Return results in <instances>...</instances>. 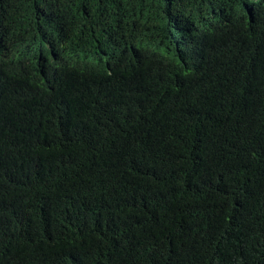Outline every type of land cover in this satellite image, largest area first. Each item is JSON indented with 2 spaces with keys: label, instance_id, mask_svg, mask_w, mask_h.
<instances>
[{
  "label": "trees",
  "instance_id": "obj_1",
  "mask_svg": "<svg viewBox=\"0 0 264 264\" xmlns=\"http://www.w3.org/2000/svg\"><path fill=\"white\" fill-rule=\"evenodd\" d=\"M0 264H264V0H0Z\"/></svg>",
  "mask_w": 264,
  "mask_h": 264
}]
</instances>
